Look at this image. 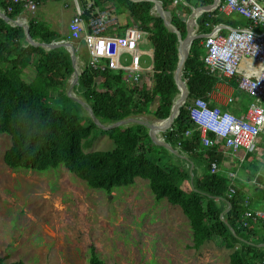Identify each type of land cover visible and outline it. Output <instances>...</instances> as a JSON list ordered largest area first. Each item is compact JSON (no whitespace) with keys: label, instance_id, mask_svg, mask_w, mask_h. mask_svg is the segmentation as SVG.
<instances>
[{"label":"trees","instance_id":"trees-1","mask_svg":"<svg viewBox=\"0 0 264 264\" xmlns=\"http://www.w3.org/2000/svg\"><path fill=\"white\" fill-rule=\"evenodd\" d=\"M110 1L116 10L125 11L133 24L144 30L147 44L153 49V84L149 88L125 79L114 69L89 68L88 57L79 53L67 36L49 29L41 21L29 19L26 34L21 26L9 25L0 18V134H7L10 138L2 156L4 164L10 169L35 171L63 166L87 186L105 192L131 185L136 177H141L147 180L155 200L165 198L180 207L190 228L189 248L197 250L207 240L218 238L220 245L231 249L229 264H256L264 258V222L249 220L246 226L242 225L246 191L238 187L231 197L226 196L227 175L222 171H209L210 160L222 161L223 152L218 145L204 146L199 131L192 128L188 117L187 106L192 99L206 97L218 82V77L204 68L199 39L192 40L183 63L187 95L179 106L180 98L175 114L172 101L179 92L172 73L178 61L176 33L158 15L150 13L152 3L148 0L94 2L102 6ZM169 1L161 0L162 6L166 8ZM208 1L195 0L198 4ZM6 6L7 2L0 0V8ZM12 7L7 13L10 18L21 9L20 5ZM222 19L227 20L202 14L197 23L200 30H206V22ZM233 20L228 18L230 23ZM169 21L183 38L185 23L173 14ZM27 35L38 45L28 44ZM61 40H68L76 64L81 62L72 89L90 109L85 116L79 114L80 102L61 91L74 75L69 51L62 46L44 49L39 45ZM31 68L35 77L27 82L23 74L29 73ZM231 82L236 87L234 78ZM239 92L236 88L234 102L229 108L235 113L239 106L249 103ZM61 98L65 103L56 107ZM46 99L48 103L43 102ZM156 99H163L166 114L173 105L175 114L170 127L163 133L164 143L158 146L140 144L141 138L133 132L132 125L143 138L147 135V127L143 124L125 121L105 128L93 121L95 117L107 126L146 113L147 104ZM188 129L192 131L187 137L185 131ZM98 134H105L112 141V147L86 150ZM187 160L192 162L188 168L184 166ZM260 166L250 153L245 155L241 165L248 179L254 177L251 200H247L250 201L247 207L251 209L255 206L252 204L254 197L264 203V188L260 185L263 173L258 172ZM87 260L88 264H108L92 244L88 247ZM0 264L26 263L22 260L6 261L5 256L0 255Z\"/></svg>","mask_w":264,"mask_h":264},{"label":"rangeland","instance_id":"rangeland-1","mask_svg":"<svg viewBox=\"0 0 264 264\" xmlns=\"http://www.w3.org/2000/svg\"><path fill=\"white\" fill-rule=\"evenodd\" d=\"M191 3L199 5L195 0H191ZM64 11L59 13L60 17L66 16L67 11ZM116 13L120 25H125L128 21L130 25L133 24L125 11L117 10ZM35 14L36 10L25 13L27 21ZM156 14L163 20L160 14ZM169 16L167 14L165 18L168 19ZM236 18L238 22L231 24H243L242 18ZM25 40L30 45H38L27 37ZM69 42L85 58L88 57L81 42ZM70 43L63 46V43L53 42L68 51L72 50ZM39 45L44 49L50 48L49 45ZM120 62L128 64L129 55L121 54ZM140 64L148 68L151 65L150 57L143 53ZM80 65V61L75 64L76 73L80 72ZM116 71L126 77L124 70ZM144 73L151 76V82H148L149 86H143L151 87L153 70ZM73 74L75 75L74 72ZM74 75L61 91L80 102L79 114L85 116L89 114L88 106L72 89ZM23 76L27 82L34 80V70L31 68ZM178 93L172 104L177 100ZM43 102L49 101L46 99ZM60 102L56 107L65 103L62 98ZM162 103L163 99H156L147 104L146 113L124 120L147 127V135L142 138V133L132 125L133 132L139 135L140 144L144 147L152 143L151 147L164 143L163 133L170 125L164 127L167 124L162 123L170 111L166 114ZM170 109L169 107L168 110ZM9 144V136L1 133L0 255L5 256L6 261L22 260L26 264H88V247L92 244L108 264H212L215 259L218 264L228 263L231 249L220 245L218 238L207 240L197 250L187 246L191 244V240L185 215L178 205L170 204L165 198L155 200L147 180L136 177L131 185L105 192L87 186L63 166L46 171L10 169L2 159ZM112 145L105 134H98L86 150L109 149ZM259 155L253 159L260 163L261 154ZM168 232L172 237L165 238L164 234Z\"/></svg>","mask_w":264,"mask_h":264},{"label":"built area","instance_id":"built-area-1","mask_svg":"<svg viewBox=\"0 0 264 264\" xmlns=\"http://www.w3.org/2000/svg\"><path fill=\"white\" fill-rule=\"evenodd\" d=\"M4 1L7 2V6L0 8V18L9 22V25L21 26L26 33L28 21L25 13L34 12L41 0ZM72 1L74 14L67 24V39L70 41L79 39L83 42L88 52L87 66L94 70H103L105 67L121 69L126 72L125 79L137 83L140 87L145 88L143 84L149 86L151 76L145 75L144 71L153 70V49L147 44L144 30L134 24L120 25L114 14L116 7L111 1L102 6L96 5L95 0ZM148 1L152 3L150 9L152 15L158 13L164 20L165 15H172L173 12L174 16L185 23L187 37L180 42L177 39L178 59H181L183 44V51L187 54L192 40L199 39L203 50L202 63L208 73L216 75L218 81L234 78L236 88L253 99L242 111L235 113L219 105L209 104L208 100L214 88L206 97L193 98L187 106L188 117L192 128L199 131L201 143L207 147L214 145L223 147L229 152V157H234L239 149H242L244 154L251 153L255 156L261 154V150L264 149V0H210L199 5L191 3V0H170L166 8L162 6L161 0ZM11 5L21 7L14 18L7 15L13 9ZM202 14L225 17L227 20L206 22L207 29L200 30L197 18ZM236 17L242 18L243 24H231L238 22ZM228 18L234 19L233 22H228ZM174 32L176 36L182 38L176 28ZM143 47L149 49L143 50ZM143 53L151 59L148 68L140 64ZM121 54L129 55L128 64L123 65L120 62ZM172 73L178 94H181L179 81L185 85L183 65L178 81L175 69ZM232 100L233 97L228 96L224 102L230 104ZM168 125H171V122L164 127ZM191 131L192 129L186 130L185 135L190 136ZM244 154L239 162L244 159ZM189 162L191 161H186L187 168L191 164ZM220 166L217 160H211L210 173L221 171ZM226 175L228 177L226 196L231 197L237 189L234 182L235 170L226 169ZM261 184L264 187V180ZM243 204L245 205L243 226H246L249 220L264 222V212L247 208L246 198ZM256 264H264V258L258 260Z\"/></svg>","mask_w":264,"mask_h":264},{"label":"crops","instance_id":"crops-1","mask_svg":"<svg viewBox=\"0 0 264 264\" xmlns=\"http://www.w3.org/2000/svg\"><path fill=\"white\" fill-rule=\"evenodd\" d=\"M59 1H61V2H59ZM35 10H36V14L31 19H33L35 21H41V22L45 23V25L48 26L49 29L56 31L61 35L67 36V24H68L70 18L74 14V4H73L72 0H58V1L57 0H41ZM64 10L67 11L66 16L60 17L59 13L64 11ZM116 15H117V13H116ZM73 41H78V42H81L83 44V42L79 39H76ZM65 42H68V41H65ZM59 43H62V42H59ZM85 49H86V47H85ZM86 51H87V49H86ZM235 89H236V87L232 84L231 80H228V81L220 80V81H218L215 84V87L211 93V96L209 97V100H208L209 104L210 105H219L223 109L224 108L229 109L232 102L230 104H226L224 101H225V98L228 96L235 97L234 96L235 95ZM239 94H242V96L244 97L243 99H246L247 102H250L253 100L252 97H250L249 95H247L243 91H240ZM232 101L234 102V99ZM247 105H248V103L244 104L242 106H239L240 108H239L238 112L242 111ZM233 107H235L234 109H237L236 106H233ZM218 148L221 149L223 152V156L221 159L222 161H219L220 163L217 161L219 164H221L220 170L222 172H224L225 174H226V169H232V170L234 169L235 170V181H234L235 185L237 188L241 187L242 190L246 191L245 195H247L246 198L248 200L252 195V182L254 181V177H252V178L250 177L248 179L247 176L245 175V172L241 170V165H242L244 159L241 162H239V160L241 159L242 155L244 154V151L242 149H240L235 153L234 157H232V156L229 157V152L226 151L225 148H223V147H218ZM227 154H228V156H226ZM246 154L247 153L244 154V157ZM263 154H264V149L261 150V157H260L261 162L260 163L258 162L259 164H262V166L260 167L261 169L258 170V172L263 173V178L261 179V182L264 180ZM250 155H252L253 158L256 157L255 155H253L251 153H250ZM235 157L237 158L238 161L236 160ZM261 182H260V185L262 186ZM250 200H251V198H250ZM248 202L250 203V201H248ZM252 204L255 205V206H253L252 209L249 207H247V208H249L253 211L264 212V203L258 202L257 198L254 197ZM143 235L147 236V234H145V233H143ZM159 235H162V234H159ZM164 237L165 238L172 237V234H170V232H168V233L164 234ZM212 264H218L217 260L216 259L213 260ZM227 264H229V262Z\"/></svg>","mask_w":264,"mask_h":264},{"label":"water","instance_id":"water-1","mask_svg":"<svg viewBox=\"0 0 264 264\" xmlns=\"http://www.w3.org/2000/svg\"><path fill=\"white\" fill-rule=\"evenodd\" d=\"M164 23H165V25H167L168 27H171V30H172V31H175L174 26L170 23V21H169L168 19H164ZM26 34H27V30H26ZM186 37H187V36H185L184 38H180L179 36H177V39H178V41L180 42V41H183L184 39H186ZM27 39L30 40V41H32L28 35H27ZM62 43L64 44L63 46L69 45V42H62ZM62 43H61V44H62ZM40 44H42V45H49L50 47L57 46V44H53V43L46 44V43L41 42ZM69 53H70V56H71V59H72L73 72L75 73L74 78H75V81H76V76H77L76 69H75L76 59H75V56H74L73 50H69ZM178 55H179V48H178ZM184 55H185V56H184V58H183L182 60H181L180 58L178 59V61H177V65H176V68H175V74H176V80H177V81L179 80V73H180V71H181L182 65H183L184 60H185V57H186V54H184ZM174 80H175V79H174ZM75 81H74V82H75ZM179 84H180V87H181V90H182V92H181V94H182V99H181V101H180V103H179V106H180V105L184 102V100H185V98H186L187 90H186L185 85H184L181 81H179ZM173 104H174V103H173ZM179 106H178V107H179ZM172 107H173V105H172ZM172 107H171V109H170V114H169V116L167 117V118L170 117V121H169V122L172 121L173 116H174V115H173ZM176 109H177V108H176ZM88 110H89V112H90V109H89V108H88ZM93 121H94L95 123H97L100 127H105V128L110 127V126H113V125H117V124H120V123H124V120H120V121L114 122V123H112V124H110V125L103 126V125H102V124H101V123H100L95 117H93Z\"/></svg>","mask_w":264,"mask_h":264},{"label":"bare ground","instance_id":"bare-ground-1","mask_svg":"<svg viewBox=\"0 0 264 264\" xmlns=\"http://www.w3.org/2000/svg\"><path fill=\"white\" fill-rule=\"evenodd\" d=\"M183 50H184V44H183V46H182V48H181V53H182V55H181V57H182L181 60H182V59L184 58V56H185V55H184L185 53H184ZM181 97H182V95L179 94L177 100H175V102H174V104H173V105H175L176 108H178V102H179V100H180ZM172 110H173V107H172ZM176 112H177V109H176ZM176 112H175V114H176ZM175 114H174V115H175ZM173 117H174V116H173ZM169 121H170V117L167 118V120H165V121L163 122V124H168Z\"/></svg>","mask_w":264,"mask_h":264}]
</instances>
